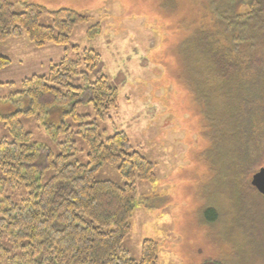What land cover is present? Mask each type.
I'll use <instances>...</instances> for the list:
<instances>
[{
    "label": "rangeland",
    "instance_id": "obj_1",
    "mask_svg": "<svg viewBox=\"0 0 264 264\" xmlns=\"http://www.w3.org/2000/svg\"><path fill=\"white\" fill-rule=\"evenodd\" d=\"M9 1L16 11L23 1L48 9L40 17L43 25L51 22L49 11L59 8L86 17L72 27L66 44L36 47L24 34L0 41V56L9 60L0 67V116L23 110L22 100H11L22 81L46 74L64 56L76 58L73 46L99 54L98 67L118 91L116 107L98 114L85 103L75 108L84 118L54 110L40 118L21 114L19 120L31 140L66 155V162L88 161L85 136L104 139L124 131L132 149L153 164V182L135 180L138 199L121 242L128 255L138 262L143 241L151 239L158 243L157 264H264V248L246 238L239 217L233 139L218 122L226 110L217 105L221 94L211 84V72L187 66L186 37L196 29L192 0ZM70 83L81 85L82 79L74 75ZM63 118L69 128L59 132ZM6 135L11 137L0 130V137ZM51 175L45 171L43 181ZM92 177L125 182L115 165L100 166Z\"/></svg>",
    "mask_w": 264,
    "mask_h": 264
},
{
    "label": "trees",
    "instance_id": "obj_2",
    "mask_svg": "<svg viewBox=\"0 0 264 264\" xmlns=\"http://www.w3.org/2000/svg\"><path fill=\"white\" fill-rule=\"evenodd\" d=\"M188 3L196 29L186 37L187 66L211 72V84L221 94L217 105L226 110L218 122L233 139L239 217L246 238L264 248V206L259 204L264 197L249 182L264 166V0ZM15 4L0 0V41L24 34L36 47L66 44L72 27L86 20L74 9L59 8L49 11L51 22L43 25L40 17L48 9L23 1L16 11ZM73 49L76 58L64 56L50 63L46 74L22 81L11 100H22L23 110L0 116V130L11 135L0 137V264H157L155 241H143L138 262L121 245L138 199L135 180H155L153 164L132 149L125 132L104 139L85 136L88 161L81 164L31 140L19 120L21 114L40 118L54 110L73 120L84 118L75 108L85 103L98 114L116 107L118 91L98 67L99 54ZM8 62L0 56V67ZM74 75L81 85L70 83ZM62 121L59 132L69 128ZM67 142L74 149L73 141ZM102 165L117 166L123 185L94 180ZM47 170L52 175L43 181Z\"/></svg>",
    "mask_w": 264,
    "mask_h": 264
},
{
    "label": "water",
    "instance_id": "obj_3",
    "mask_svg": "<svg viewBox=\"0 0 264 264\" xmlns=\"http://www.w3.org/2000/svg\"><path fill=\"white\" fill-rule=\"evenodd\" d=\"M250 182L255 190L264 196V166L252 175Z\"/></svg>",
    "mask_w": 264,
    "mask_h": 264
}]
</instances>
